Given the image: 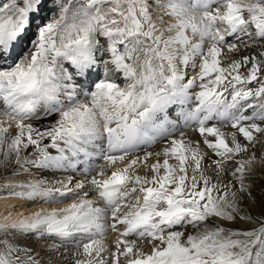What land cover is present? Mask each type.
I'll return each mask as SVG.
<instances>
[{"label":"snow or ice","instance_id":"obj_1","mask_svg":"<svg viewBox=\"0 0 264 264\" xmlns=\"http://www.w3.org/2000/svg\"><path fill=\"white\" fill-rule=\"evenodd\" d=\"M3 177L0 264H264V0H0Z\"/></svg>","mask_w":264,"mask_h":264},{"label":"bare ground","instance_id":"obj_2","mask_svg":"<svg viewBox=\"0 0 264 264\" xmlns=\"http://www.w3.org/2000/svg\"><path fill=\"white\" fill-rule=\"evenodd\" d=\"M193 138H198V136H196V134H192ZM156 150H159L160 145H156L155 146ZM151 162V161H150ZM71 174V173H68ZM9 178V177H7ZM13 202H19V204L23 203L22 201L17 200L14 197H10V196H1L0 197V218H2L4 215H7L9 212H12L13 215H16L17 213H30L33 211L38 210L39 208L43 207V208H50V207H62L63 204L61 205H49V204H43V203H38L37 205H34L30 208H26L30 205H28V203H24L23 207H18L16 210L15 208L12 207ZM67 202V201H66ZM16 204V203H14ZM28 205V206H27ZM32 205V204H31ZM113 234L109 233L108 234V242H111Z\"/></svg>","mask_w":264,"mask_h":264},{"label":"rangeland","instance_id":"obj_3","mask_svg":"<svg viewBox=\"0 0 264 264\" xmlns=\"http://www.w3.org/2000/svg\"><path fill=\"white\" fill-rule=\"evenodd\" d=\"M7 179H12V178H7V177H3L2 179H0V182H3L4 180H7ZM261 186H264V179H262V180H259L258 182H257V184H256V187L257 188H259V187H261ZM1 197V196H0ZM14 203H16V204H14ZM32 203H28V205H30V206H28V207H26V208H30V207H32V206H34V205H37L38 203H36V204H32ZM13 205H19V202L17 203V202H13ZM13 208H15V210L18 208V207H13ZM255 211L256 210H253V212H254V214H255ZM239 226V225H238ZM145 250H148L147 249V247H146V243H145Z\"/></svg>","mask_w":264,"mask_h":264}]
</instances>
